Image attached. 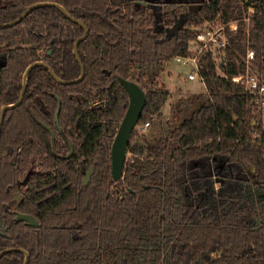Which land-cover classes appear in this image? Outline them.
<instances>
[{"label": "trees", "instance_id": "1", "mask_svg": "<svg viewBox=\"0 0 264 264\" xmlns=\"http://www.w3.org/2000/svg\"><path fill=\"white\" fill-rule=\"evenodd\" d=\"M40 2L86 26L85 75L64 84L35 66L22 103L5 113L0 251L15 249L0 264H23L20 248L28 264H264V145L252 137L251 96L230 80L246 71L248 48L264 75V0H1L0 26ZM231 21L238 29L227 28L226 49L199 57L207 97H180L166 129L140 131L171 97L151 69L191 54L198 33ZM84 33L55 6L1 28L0 115L19 100L34 62L60 80L80 78L74 46ZM120 78L136 80L147 101L116 181L112 144L129 104ZM186 104L195 106L185 116ZM23 214L39 225L19 221Z\"/></svg>", "mask_w": 264, "mask_h": 264}, {"label": "water", "instance_id": "2", "mask_svg": "<svg viewBox=\"0 0 264 264\" xmlns=\"http://www.w3.org/2000/svg\"><path fill=\"white\" fill-rule=\"evenodd\" d=\"M154 1V0H151ZM1 2V0H0ZM40 6H55L60 8L64 14L72 19L73 21H76L77 23H79L84 29H85V33L83 36L79 37L75 43L74 46V53L78 59V61L81 63L82 66V61L80 59L79 53H78V46L79 43L84 40L87 36H88V30L86 28V26L84 25V23L78 19H75L73 17H71L69 15V13L67 12V10L60 4L58 3H49V2H40V3H36L32 6H30L29 8H27L21 15L20 17H18L16 20H13L11 22L5 23L3 25L0 26L1 28L4 27H9V26H13L17 23H20L33 9L40 7ZM183 25V22H178L172 29L168 30L169 33H174L176 32L181 26ZM38 65H44L46 66L50 73L52 74V76L58 80L61 83L64 84H70V83H77L79 81H81L84 78L85 72H84V68L82 66V75L80 76V78L75 79V80H70V81H63L60 80L54 73V71L52 70V68L47 65L45 62L42 61H37L34 62L33 64H31L25 74H24V84H23V89L22 92L20 94V98L19 100L14 103V104H8L2 107L1 109V115H0V132H1V127H2V122L5 116L6 111L13 109L17 106H19L22 101H23V97L26 91V81H27V76L29 71ZM120 84L123 86V88L126 90V92L128 93L129 96V104L127 107V110L119 124L117 133L115 135L113 144H112V152H111V157H112V175L114 180L119 181L121 179H123V173H124V168H125V164L128 160V145H129V141L130 138L132 136V133L134 131V129L136 128L139 120L142 117L145 105H146V101H147V97H146V93L144 91V89L135 81L132 80H127L124 78H120ZM58 114L57 113V118H58ZM53 134V133H52ZM53 141H54V135H53ZM55 148V145H54ZM92 173H93V169H90V171L88 172V174L85 177L84 180V185H87L92 177ZM32 174V170H29V172L27 173L25 179H24V183H26L29 179V177ZM18 220L19 221H25L27 223H29L31 226L33 227H37L38 221L36 220V218H34L31 215H19L18 216ZM15 249L13 247H9L6 248L2 251H0V257L7 251ZM24 253H25V259H24V263L23 264H28V260H29V252L23 248H20Z\"/></svg>", "mask_w": 264, "mask_h": 264}, {"label": "built area", "instance_id": "3", "mask_svg": "<svg viewBox=\"0 0 264 264\" xmlns=\"http://www.w3.org/2000/svg\"><path fill=\"white\" fill-rule=\"evenodd\" d=\"M249 10L251 12L254 11L251 7ZM249 20L250 18L245 19L246 22H249ZM227 28L233 32L237 31L238 21L224 23L214 29L198 33L195 50L187 56L175 58V62L188 68L187 80L190 83H205V77L200 73L201 64L199 63V57L209 49L219 51L226 49L228 45ZM255 58V51L248 48L244 57L246 71L230 77V80L251 96L254 109L252 137L254 141L264 145V75L255 68ZM149 126V123H146L140 126L139 130L145 132Z\"/></svg>", "mask_w": 264, "mask_h": 264}, {"label": "rangeland", "instance_id": "4", "mask_svg": "<svg viewBox=\"0 0 264 264\" xmlns=\"http://www.w3.org/2000/svg\"><path fill=\"white\" fill-rule=\"evenodd\" d=\"M196 44L192 42L191 50H195ZM220 60V59H218ZM188 68L175 61L166 63L165 65L156 66L151 69V75H156L160 85L168 89L171 93V97L166 102L161 110L160 117L156 120V123H151L147 128L145 134L151 136V134H158L163 129L167 128L165 123L168 120H173V113L171 105L175 103L180 97H189V94H202L203 97H207V91L204 83L196 82L190 83L187 80ZM136 82V80L133 79ZM195 105L186 104L184 108L185 116L190 113ZM129 157V154L127 155Z\"/></svg>", "mask_w": 264, "mask_h": 264}]
</instances>
